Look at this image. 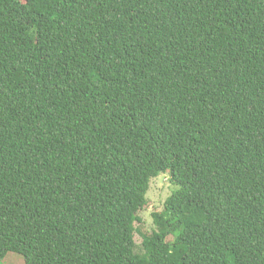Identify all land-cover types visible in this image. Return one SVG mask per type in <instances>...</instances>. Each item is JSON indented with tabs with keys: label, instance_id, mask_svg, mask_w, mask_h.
<instances>
[{
	"label": "trees",
	"instance_id": "obj_1",
	"mask_svg": "<svg viewBox=\"0 0 264 264\" xmlns=\"http://www.w3.org/2000/svg\"><path fill=\"white\" fill-rule=\"evenodd\" d=\"M9 253L264 264V0H0Z\"/></svg>",
	"mask_w": 264,
	"mask_h": 264
},
{
	"label": "rangeland",
	"instance_id": "obj_2",
	"mask_svg": "<svg viewBox=\"0 0 264 264\" xmlns=\"http://www.w3.org/2000/svg\"><path fill=\"white\" fill-rule=\"evenodd\" d=\"M169 178L168 174H162L152 180L150 184V189L147 194V206L139 214L147 232H151L154 228L152 214L164 209L167 198L174 191V186L170 183ZM135 238L138 243L142 241L139 234H136ZM0 264H24V258L16 253H9Z\"/></svg>",
	"mask_w": 264,
	"mask_h": 264
}]
</instances>
